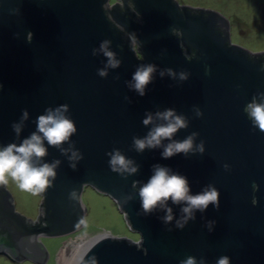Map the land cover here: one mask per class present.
Instances as JSON below:
<instances>
[{"label": "water", "instance_id": "95a60500", "mask_svg": "<svg viewBox=\"0 0 264 264\" xmlns=\"http://www.w3.org/2000/svg\"><path fill=\"white\" fill-rule=\"evenodd\" d=\"M108 2L0 0V147L19 145L37 131L40 115L62 105L77 129L60 147L45 140L47 155L33 158L37 166L60 161L55 180L41 193L36 220L17 213L11 193L0 185V259L48 264L54 249L45 235L67 236L83 228L89 199L84 190L93 188L117 203L139 238L102 233L77 264H181L189 257L197 264H218L222 257L230 264H264V132L245 112L264 93L263 63L198 24L191 34L196 57L189 58L173 34L182 24L170 0H134L143 23L127 15L118 26L108 16ZM119 26L135 37L137 48ZM105 40L121 61L117 68L106 67L108 58L99 51ZM149 64L156 70L141 96L130 87L132 76ZM167 109L188 124L173 140L198 133L193 151L164 159L163 145L171 142L165 140L161 147L137 152L133 137L143 138L163 123L154 118L146 127L147 114L155 117ZM25 111L28 118L22 121ZM21 122L17 135L12 126ZM116 149L133 161L137 173L111 170L108 154ZM73 152L82 158L70 160ZM157 164L185 176L193 195L213 185L219 208L194 210L195 219L182 229L176 224L185 215L183 203L167 202L173 210L168 224L163 205L145 214L139 188Z\"/></svg>", "mask_w": 264, "mask_h": 264}, {"label": "clouds", "instance_id": "9594fccd", "mask_svg": "<svg viewBox=\"0 0 264 264\" xmlns=\"http://www.w3.org/2000/svg\"><path fill=\"white\" fill-rule=\"evenodd\" d=\"M111 41L105 40L101 43L99 51L108 58L106 67L117 68L121 61L116 59V54L109 50ZM154 65H142L137 68L132 76L133 84L130 85L141 96L145 95V89L152 80L155 72ZM169 75H175L171 70H167ZM98 74L101 77L107 76L106 69H100ZM165 73L161 72V76ZM181 79H186L184 73L180 74ZM2 87V85H0ZM261 100L253 98L245 107V112L252 120L253 125L264 132V93H260ZM68 111L67 105L53 110L47 109L46 114L37 118V131L33 132L28 138H25L19 145L15 143L0 147V185H6L9 178L17 183V186L24 191L38 195L46 192L56 178V168L60 164L57 160L54 163H43L39 166L33 163V158H43L47 155V148L44 141L54 147H60L69 141L70 137L77 131L74 122L64 115ZM28 112L23 113L22 121L27 120ZM155 119L163 121L150 128L147 135L143 138L133 137V148L139 152L145 149H155L162 146L163 141L170 143L163 145L161 156L169 159L177 154L187 155L193 151L194 138L198 133H192L183 141L173 140L174 135L182 128L188 126L186 119L177 115L174 110L167 109L157 112L155 117L148 113L143 120L147 127L153 124ZM22 122L13 124V130L19 135L22 129ZM42 134V135H41ZM66 154L67 149H62ZM198 151H204L203 142L199 145ZM110 156L109 166L113 172L121 175L127 173L133 175L137 173L138 167L134 166L132 160H129L121 153L119 149L108 154ZM79 154L73 152L70 160H75ZM73 168L76 165H71ZM227 167V166H226ZM138 182H133V188H136ZM219 192L213 185H208L202 192L191 194L188 179L180 174L171 173L170 169L159 164L154 165V174L147 183L139 188L142 209L145 214L152 213L158 206H165L169 200L174 204L183 203L185 206L181 209L185 214L181 221H177L178 228H184L188 220L195 219L194 210L205 211L210 204L219 208ZM172 208L166 207V215L162 218L165 224L173 220ZM181 264H197L195 258L189 257ZM218 264H230L228 257H222Z\"/></svg>", "mask_w": 264, "mask_h": 264}, {"label": "flooded vegetation", "instance_id": "af4514ba", "mask_svg": "<svg viewBox=\"0 0 264 264\" xmlns=\"http://www.w3.org/2000/svg\"><path fill=\"white\" fill-rule=\"evenodd\" d=\"M170 1L178 11L175 19L182 24L180 28L173 29V34L181 41L189 58L196 57V52L191 47V34L194 24H198L199 28L210 27L231 49L239 50L253 60L257 59L264 66V0ZM231 1L236 4H230ZM106 11L117 26L120 20L127 21L128 16L137 23H143V17L135 9L134 0H109ZM119 28L128 44L137 48L135 37L125 28ZM199 28L197 30L200 31Z\"/></svg>", "mask_w": 264, "mask_h": 264}, {"label": "rangeland", "instance_id": "374dc122", "mask_svg": "<svg viewBox=\"0 0 264 264\" xmlns=\"http://www.w3.org/2000/svg\"><path fill=\"white\" fill-rule=\"evenodd\" d=\"M230 4L236 3L231 1ZM5 186L11 193L14 203L16 204L15 211L27 219L36 220L43 201L42 195H34L31 192L21 190L17 186V183L10 178ZM84 191L89 197L87 224L71 235H45L54 249L48 264H58L57 255L58 252L65 246V243L69 242L70 240H76L80 237H86L87 235L97 236L104 232H109V234L139 238V235L130 228L124 214L121 212L117 203L111 197L102 194L93 188H89ZM0 264L47 263L41 260L0 259Z\"/></svg>", "mask_w": 264, "mask_h": 264}, {"label": "bare ground", "instance_id": "6f19581e", "mask_svg": "<svg viewBox=\"0 0 264 264\" xmlns=\"http://www.w3.org/2000/svg\"><path fill=\"white\" fill-rule=\"evenodd\" d=\"M109 233V232H104ZM100 235L80 237L76 240H70L58 252V264H77L88 248L98 239Z\"/></svg>", "mask_w": 264, "mask_h": 264}]
</instances>
